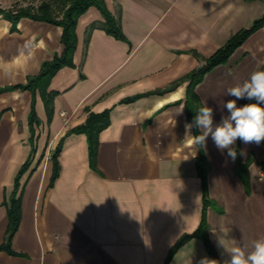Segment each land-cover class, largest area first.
Segmentation results:
<instances>
[{
	"label": "crops",
	"instance_id": "crops-1",
	"mask_svg": "<svg viewBox=\"0 0 264 264\" xmlns=\"http://www.w3.org/2000/svg\"><path fill=\"white\" fill-rule=\"evenodd\" d=\"M43 1H50L53 15L61 17V3L51 0H0V9L34 11ZM103 4L127 43L102 30L104 21L94 7L77 19L73 67L60 68L47 89L56 92L50 122L39 95L34 97L39 125L33 126V152L19 180L21 218L10 242L15 255L0 251V264H164L174 243L198 226V149L192 138H185L187 82L181 79L260 18L264 0ZM60 37L58 26L29 18L13 24L0 13V90L25 84L41 63L59 56ZM263 66L264 26L195 86L201 107L213 109L214 127L229 115L227 101L236 100L227 89ZM155 91L161 93L146 95ZM137 95L143 96L122 102ZM31 100L27 90L0 92V245L7 227L3 202L31 150ZM242 101L236 100L238 107ZM104 110H109V125L98 136L91 170L85 136L69 131L81 126L88 113ZM61 140L59 174L49 188L51 155ZM202 150L211 201L207 234L219 264H225L231 257L219 237L227 247L241 246L246 252L264 239V173L258 167L264 161V141L240 144L241 161L250 160L248 193L227 149H218L209 135ZM203 260L210 261L201 241L193 238L168 264Z\"/></svg>",
	"mask_w": 264,
	"mask_h": 264
},
{
	"label": "trees",
	"instance_id": "trees-1",
	"mask_svg": "<svg viewBox=\"0 0 264 264\" xmlns=\"http://www.w3.org/2000/svg\"><path fill=\"white\" fill-rule=\"evenodd\" d=\"M55 2H60L62 5L61 17L56 18L53 15L52 7L50 1H43L34 11L30 9H19L15 13L10 11H3L0 9V13L8 20H11L15 24L20 18H29L35 21L46 22L48 24L58 26L61 28L60 42L62 45V52L59 56H53L50 61L41 63L39 72L32 77H28L25 84L11 86L0 90V92H5L14 89L27 90L32 95V100L30 104V111L27 116V124L29 130L28 143L31 146V150L28 158L20 166L17 174L13 180L12 191L9 194L7 200H4L3 205L8 204L6 209L7 216V227L5 230V236L3 244L0 245V251H4L7 254L15 255L10 250V242L13 234L16 232L20 218H21V199L20 194H17L19 189V179L25 173L30 162V155L32 154V144L34 140V128L33 126L39 125V120L35 114V94L37 93L43 103L44 111L46 115L47 122H50L53 113V99L56 96V92L48 91V86L51 78L56 74V72L62 67H73L72 57L76 47V37H75V26L77 19L87 11L90 7L96 8L102 19V30L107 34L112 36L114 39L126 42L124 38L119 23L114 19L111 14L105 9L103 0H51ZM264 26V11L260 18L254 20L250 27L247 29H241L235 34H233L226 43L218 48L211 56L204 59V64L196 69L192 70L186 74L181 81L187 82L186 92H185V102L184 108L186 112V119L190 123L193 121L198 110L201 108L197 96L194 94V88L196 85L202 82L204 76L211 72L215 67L225 64L232 53L240 47L243 42L256 30ZM192 55H198L191 51ZM260 70H264V66ZM174 85V83L172 84ZM161 92L155 91L149 94H159ZM143 95L133 96L131 98L125 99L123 103H130L138 99ZM249 103H257L256 100L243 99L242 106ZM262 102L260 103V106ZM109 125V110H104L101 113H88L84 123L69 131V134H83L85 136L87 144V159L88 165L91 170H95V158L98 146V136L102 130H104ZM193 135H199L200 131L197 128L192 129ZM240 139H237L234 145L236 150V169L235 173L241 180V183L245 189V192H249V175L248 166L250 160L247 159L244 162L241 161L239 151H240ZM62 140L58 143L54 152L51 155L52 172L48 187L51 188L58 177L59 174V164H58V154L61 150ZM198 149V155L194 159L196 175L200 180L201 186V213L200 220L197 228L191 234L182 235L174 245L169 249V252L165 258L164 264H168L176 251L183 246L190 239L196 238L203 244L205 251L212 264H216L218 256L214 246L211 244L208 238V225L206 220V210L209 207L211 201L208 198L207 193V163L202 150V144H196ZM258 167L261 172L264 173V161L258 163ZM216 261V262H215Z\"/></svg>",
	"mask_w": 264,
	"mask_h": 264
},
{
	"label": "clouds",
	"instance_id": "clouds-1",
	"mask_svg": "<svg viewBox=\"0 0 264 264\" xmlns=\"http://www.w3.org/2000/svg\"><path fill=\"white\" fill-rule=\"evenodd\" d=\"M227 95L239 99L256 100L257 103L237 106L236 100H229L224 105L229 115L222 118L220 124L213 126V109L206 105L201 107L192 122L184 125L185 138H192L194 143L204 145L211 135L216 147L220 150L227 149L229 157L235 159L236 150L232 146L237 139L244 143L259 144L264 141V70H254L250 78L242 84H237L227 89ZM183 107L177 114H182ZM197 128L199 135H192V129ZM219 244L230 254V260L225 264H264V239L256 240L253 250L246 252L241 246L227 247L224 238L219 237ZM211 264V261L203 260L201 264ZM216 262V261H215ZM218 264V262H216Z\"/></svg>",
	"mask_w": 264,
	"mask_h": 264
},
{
	"label": "rangeland",
	"instance_id": "rangeland-1",
	"mask_svg": "<svg viewBox=\"0 0 264 264\" xmlns=\"http://www.w3.org/2000/svg\"><path fill=\"white\" fill-rule=\"evenodd\" d=\"M57 9L59 10V7H57ZM213 116H214V115H213ZM215 122H216V121L213 119V124H215ZM28 167H29V166H28ZM28 167H27L26 171L28 170ZM26 171H25V172H26ZM24 174H25V173H23V175H24ZM23 175H22V176H23ZM22 176H21V177H22ZM19 180H20V179H19ZM18 184H19V182H18ZM11 191H12V190H11ZM10 193H11V192H10ZM17 194H20V195H21V189H20V190L18 189ZM8 196H9V195H8ZM8 196H7V198H8ZM7 198H6L5 200H7ZM7 206H8V204H7ZM7 206L5 205V208H6V209H7Z\"/></svg>",
	"mask_w": 264,
	"mask_h": 264
}]
</instances>
